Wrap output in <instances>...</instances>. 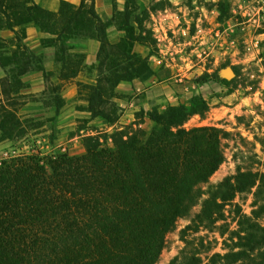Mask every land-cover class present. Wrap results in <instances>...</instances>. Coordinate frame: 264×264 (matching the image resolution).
Here are the masks:
<instances>
[{
  "label": "trees",
  "instance_id": "1",
  "mask_svg": "<svg viewBox=\"0 0 264 264\" xmlns=\"http://www.w3.org/2000/svg\"><path fill=\"white\" fill-rule=\"evenodd\" d=\"M118 14L104 21L95 0L80 6L62 1L56 13L32 0H0V28L36 24L48 36L44 44L57 48L64 79L76 77L86 58L72 52L71 41L100 42L97 80L81 86L88 91L91 118L111 127L120 120L118 86L152 75L136 52V44L147 46L150 40L139 19V34L129 21L119 27L126 28L120 42L110 40L108 29ZM3 47L0 38V64L13 75L4 85L10 97L22 88L19 77L40 66L27 48L7 53ZM233 70L234 79L215 72L203 81L233 92L240 76L238 67ZM209 111L198 95L189 106L140 111L134 123L110 135L112 147L102 142L109 135L99 133L83 137L81 156L37 153L0 163V264H157L183 218L190 219L181 230L185 247L171 264H264V173L238 166L234 175L211 183L227 160L224 141L231 134L212 126L185 127ZM146 117L155 123L150 132L143 127ZM20 125L16 110L0 103L3 137L22 135ZM244 195L252 196L251 214L237 201Z\"/></svg>",
  "mask_w": 264,
  "mask_h": 264
},
{
  "label": "rangeland",
  "instance_id": "2",
  "mask_svg": "<svg viewBox=\"0 0 264 264\" xmlns=\"http://www.w3.org/2000/svg\"><path fill=\"white\" fill-rule=\"evenodd\" d=\"M127 5V11L125 7L123 12H118L115 26L120 30L121 24L125 27L130 21L139 34L136 20L142 22L146 32L150 33L144 35L150 40L147 46L136 44L135 47L136 52L147 60L148 73L151 71L152 75L147 78L145 74L121 83L128 85L129 90L117 88L121 97L116 100L117 104L120 106L122 101L125 102V106H120L119 123L108 130L106 125L90 126V120L80 118L62 127L60 109L58 112L61 89L55 83L38 96L10 95L1 103L16 110L21 121L19 131L23 134L4 138L0 130V163L12 159L10 155L14 152L24 156L37 153L42 156H81L86 154L83 137L99 133L109 135L108 140L102 139V142L104 147H112L110 135L137 120L142 91L150 81L152 85L174 84L179 105L189 106L191 99L198 95L208 102L209 113L204 118H191L186 128L212 126L231 134L224 141L227 160L211 178L212 184L234 175L238 166L264 173V0H130ZM125 30H120L124 36ZM72 52L79 53L74 48ZM234 66L238 67L240 76L233 84V92L213 80L203 81L207 73L215 72L229 80L234 79L235 72V75L229 73ZM154 76L158 77L154 79ZM80 95L81 100L87 99L88 91L81 85ZM27 104L29 107L26 108ZM130 104L135 105L131 108L135 112H128ZM145 121L143 127L152 131L155 123L147 117ZM237 201L247 214H251L252 196L244 195ZM199 211L200 207L195 208L193 215ZM189 224L188 218L178 221L167 237L157 264H171L181 252L185 247L181 230ZM204 235L205 232L196 237ZM193 237L189 239L196 238ZM222 244L223 240L220 248Z\"/></svg>",
  "mask_w": 264,
  "mask_h": 264
},
{
  "label": "crops",
  "instance_id": "3",
  "mask_svg": "<svg viewBox=\"0 0 264 264\" xmlns=\"http://www.w3.org/2000/svg\"><path fill=\"white\" fill-rule=\"evenodd\" d=\"M62 1L75 6H80L82 3V0H32L34 4L55 13L59 12ZM126 3L127 0H95L96 11L104 21H110L116 13L123 12ZM108 33L113 43H118L124 37L123 33L114 24L109 27ZM47 37L34 23L16 26L13 29L0 28V38L3 39L4 51L13 53L14 51L27 48L36 56L38 62L35 59L34 61L40 66L39 69L35 68L19 77L23 84L22 88L18 94H15L14 90H12L11 97L21 95L38 96L47 92L49 85L55 83L60 86L59 95L64 100V105L60 108V124H63L62 127L68 126L70 123L73 124L72 122H77V119L86 118L90 120V126L101 124L106 125L108 130L112 129L105 120L101 118L92 119L87 110L88 101L80 99V85H91L96 82L100 42L95 39L74 40V51L85 54L86 58L76 77L64 79L62 76L63 64L57 60V48L46 45L43 42ZM12 77L13 75H11L9 69L2 67L0 64V103L5 98L4 85L7 81L12 82ZM157 77L154 76L153 78ZM172 86L174 84L152 85L148 81L140 98V111L148 112L153 108H157L162 112L168 106L179 105V98L175 97L177 94L176 89ZM118 89L124 91L129 90L130 87L120 84ZM120 106H125V102L122 101ZM134 106V104H130L128 112H135V110H131ZM27 107H29V104L26 105Z\"/></svg>",
  "mask_w": 264,
  "mask_h": 264
},
{
  "label": "built area",
  "instance_id": "4",
  "mask_svg": "<svg viewBox=\"0 0 264 264\" xmlns=\"http://www.w3.org/2000/svg\"><path fill=\"white\" fill-rule=\"evenodd\" d=\"M5 155L7 156V157H10L11 156V158H14V157H18V156H24L23 154H21V153H17V152H14V154L13 155H10L9 156V153H5Z\"/></svg>",
  "mask_w": 264,
  "mask_h": 264
},
{
  "label": "water",
  "instance_id": "5",
  "mask_svg": "<svg viewBox=\"0 0 264 264\" xmlns=\"http://www.w3.org/2000/svg\"><path fill=\"white\" fill-rule=\"evenodd\" d=\"M229 73H230L231 75H235V74H234V71H233L232 69L229 70Z\"/></svg>",
  "mask_w": 264,
  "mask_h": 264
}]
</instances>
